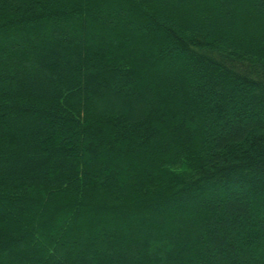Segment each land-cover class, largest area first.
<instances>
[{
  "label": "trees",
  "instance_id": "trees-1",
  "mask_svg": "<svg viewBox=\"0 0 264 264\" xmlns=\"http://www.w3.org/2000/svg\"><path fill=\"white\" fill-rule=\"evenodd\" d=\"M0 264H264V0H0Z\"/></svg>",
  "mask_w": 264,
  "mask_h": 264
},
{
  "label": "rangeland",
  "instance_id": "rangeland-1",
  "mask_svg": "<svg viewBox=\"0 0 264 264\" xmlns=\"http://www.w3.org/2000/svg\"><path fill=\"white\" fill-rule=\"evenodd\" d=\"M108 92H109V101L111 102V105H105L104 107H102L101 105H98L99 106V108H98V110H99V113H103V114H105V113H107V112H111V111H114V110H117V108H122V109H124V112L127 114V115H129V116H134L135 114H136V108L138 109L140 106H139V104H137V103H135V102H131V103H129L130 105H128V106H126V107H121V105L119 104V101H118V99H117V97H116V92L113 90V89H111V88H108ZM107 103V102H106ZM106 103H104V104H106ZM113 106H115L116 108H113ZM122 109H120V110H122ZM156 114H159V113H156ZM141 116V114H139L138 116L137 115H135V118H139ZM169 119V118H168ZM105 122V121H104ZM193 123V125L194 126H198V124L197 123H195V122H192ZM160 125V124H159ZM198 137V136H197ZM131 164L129 165V164H127L126 166L128 167H130L131 168V166H133L132 164L135 162V160H131V161H129ZM137 163H134V165H136ZM4 222V221H3ZM7 222V221H6ZM5 222V223H6Z\"/></svg>",
  "mask_w": 264,
  "mask_h": 264
}]
</instances>
